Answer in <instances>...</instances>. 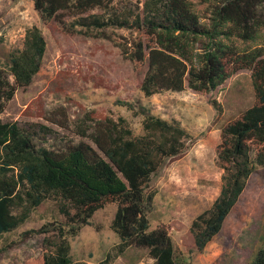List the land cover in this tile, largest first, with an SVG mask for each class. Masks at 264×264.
Returning a JSON list of instances; mask_svg holds the SVG:
<instances>
[{"label":"trees","instance_id":"1","mask_svg":"<svg viewBox=\"0 0 264 264\" xmlns=\"http://www.w3.org/2000/svg\"><path fill=\"white\" fill-rule=\"evenodd\" d=\"M34 1L45 22L68 13L80 15L71 25L87 32L109 27L130 31L131 36L112 40L135 70L148 66L140 81L146 96L186 88L210 94L240 71L251 72L253 104L221 128V192L193 221L195 245L204 250L221 232L250 176L264 167V0ZM46 49L42 29L29 27L23 47L9 54L8 70L0 68V113L19 87L32 83ZM118 103L143 116L144 133L135 136L124 117L97 121L90 133L97 148L86 142L65 150L37 146L17 122L0 120V238L48 199L56 200L66 219L23 232L25 238L45 234L43 256L29 264H88L72 260L68 238L108 204L117 205L111 227L120 237V252L134 246L148 249L155 264H186L177 259L168 230L151 229L148 212L156 192L149 188L164 162L181 155L193 137L142 103ZM211 103L222 110L217 99ZM109 263L110 254L100 262ZM247 264H264V233Z\"/></svg>","mask_w":264,"mask_h":264},{"label":"rangeland","instance_id":"2","mask_svg":"<svg viewBox=\"0 0 264 264\" xmlns=\"http://www.w3.org/2000/svg\"><path fill=\"white\" fill-rule=\"evenodd\" d=\"M78 16L63 13L45 22L34 0H0V68L8 70L9 54L23 47L29 27L39 26L47 40L39 73L29 86L16 90L0 120L17 122L33 135L37 146L57 150L80 142L97 148L90 133L97 121L108 118L124 117L134 135H142L143 116L119 101L142 103L153 114L180 123L193 138L181 155L166 160L151 179L149 189L156 192L148 212L151 229L163 226L168 230L176 257L183 263L247 264L264 233V167L250 176L221 232L202 251L195 245L192 225L221 192V128L253 104L251 72L240 71L210 94L186 88L146 96L140 81L148 66L135 70L112 40L117 35L131 36L130 31L109 27L87 32L71 25ZM212 99L221 104V111ZM85 128L89 130L83 136ZM116 210V204L97 210L90 225L68 238L73 261L100 264L110 254L109 264H155L148 249L132 246L119 251L120 237L111 227ZM65 220L54 199L32 208L24 224L0 238V264L38 261L45 249V234L25 238L23 232Z\"/></svg>","mask_w":264,"mask_h":264}]
</instances>
